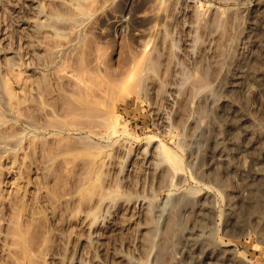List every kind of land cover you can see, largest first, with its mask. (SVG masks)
<instances>
[{
  "label": "rangeland",
  "instance_id": "374dc122",
  "mask_svg": "<svg viewBox=\"0 0 264 264\" xmlns=\"http://www.w3.org/2000/svg\"><path fill=\"white\" fill-rule=\"evenodd\" d=\"M0 264H264V0H0Z\"/></svg>",
  "mask_w": 264,
  "mask_h": 264
},
{
  "label": "bare ground",
  "instance_id": "6f19581e",
  "mask_svg": "<svg viewBox=\"0 0 264 264\" xmlns=\"http://www.w3.org/2000/svg\"><path fill=\"white\" fill-rule=\"evenodd\" d=\"M71 108H73V107H71ZM166 232H167V230H166Z\"/></svg>",
  "mask_w": 264,
  "mask_h": 264
}]
</instances>
